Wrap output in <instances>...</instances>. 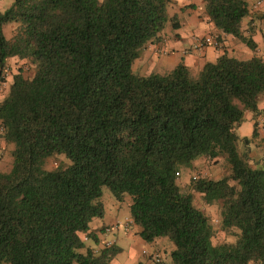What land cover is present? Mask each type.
I'll use <instances>...</instances> for the list:
<instances>
[{
	"label": "trees",
	"instance_id": "trees-1",
	"mask_svg": "<svg viewBox=\"0 0 264 264\" xmlns=\"http://www.w3.org/2000/svg\"><path fill=\"white\" fill-rule=\"evenodd\" d=\"M203 2L220 34L254 46L240 29L245 0ZM169 3L13 0L0 11V84L12 57L34 68L31 77L19 68L0 101V140L13 145L11 168L0 170V264H111L116 244L82 252L79 236L98 243L88 230L104 215L103 186L118 200L131 196L144 240L173 243L168 264H264V156L251 164L235 145L245 111L259 113L264 59L224 53L196 77L183 62L135 75L141 49L168 20L177 25ZM9 22L18 24L11 38ZM58 154L69 163L46 169ZM219 156L229 174L192 176L181 191V166ZM195 193L217 207L232 241H213Z\"/></svg>",
	"mask_w": 264,
	"mask_h": 264
},
{
	"label": "crops",
	"instance_id": "crops-1",
	"mask_svg": "<svg viewBox=\"0 0 264 264\" xmlns=\"http://www.w3.org/2000/svg\"><path fill=\"white\" fill-rule=\"evenodd\" d=\"M12 1L13 0H0V11L9 7ZM257 1H261V4L258 8H254L253 6ZM255 3H252L249 8L250 13L242 19L240 28L242 35L253 42L254 46L250 47L239 38L232 35L220 34L214 27L213 23L209 20L208 16H203L202 13H199H205L203 0H170L168 14L174 17V21L177 23V25L174 26L172 24L174 35L167 36L165 33L161 32L160 37L157 40L148 42L145 45V49L143 48L144 50H142L141 54L135 60L137 63L142 60L148 65L149 71L166 74V68H170L169 66L173 65L176 66L180 62H183L188 69L199 72L206 62H214L224 53L238 59H249L253 56H258L264 59V0H256ZM179 14H181V18L178 17ZM13 34L14 31L12 30L10 37L7 38H11ZM205 36H210L213 40H216L217 43H210L197 47L196 40ZM160 55H164V57L160 58ZM14 61H19L20 63L25 62L24 60H19L15 57L10 58L8 60V69L5 79L11 78L10 63ZM10 82H8V85ZM2 84L3 83L0 84V101L3 99L7 91V88H2ZM5 84H7V82ZM258 109L259 113L257 115L246 110L244 113V120L236 128L240 138L246 139L253 137V140L251 139L246 142L247 144L251 143L255 145L253 150H249L250 158L248 159L252 164L256 163L264 156V96L260 101L258 100ZM254 130L256 136H252ZM0 146L2 150L5 151L6 149L8 152H11L13 149L12 144H6L1 140ZM204 159L205 158H200L193 163L197 164ZM103 206L104 215L100 220L99 218H93L89 223L88 231L93 232L98 238V243L94 241V245L86 247L91 248L93 251L103 247L104 235L106 232L110 231V228L108 227L109 223L104 222L106 211L104 203ZM130 222H132L131 219ZM117 223L118 222L114 223L116 227H118ZM82 236L88 237L86 232H84ZM82 236H80L81 239ZM105 241H111L113 244H116L117 242L113 240ZM167 246L169 251L173 249L171 242H167ZM86 248L84 247L81 251L84 252ZM121 251L122 248H120L114 258H116ZM155 253L159 254V249H157ZM114 258L111 261V264L114 261ZM127 264L134 263L130 261Z\"/></svg>",
	"mask_w": 264,
	"mask_h": 264
},
{
	"label": "rangeland",
	"instance_id": "rangeland-1",
	"mask_svg": "<svg viewBox=\"0 0 264 264\" xmlns=\"http://www.w3.org/2000/svg\"><path fill=\"white\" fill-rule=\"evenodd\" d=\"M248 8L251 7L252 3H255L256 0H245ZM202 13L203 16H206V13ZM179 18H181V14L178 15ZM16 22H9L4 26V32L6 37H10L11 31L15 30L17 27ZM165 33L167 36H173L174 35V28L172 27V22L168 20L163 30L161 31ZM144 48V47H143ZM141 49L142 50L144 49ZM140 52V54H141ZM160 58H163L164 55H160ZM132 72L135 75L145 76L152 71H149L148 65L145 64L142 60L137 61L135 60L134 63H132ZM170 68H166V73H169L175 66H169ZM19 68H22V71L25 76L31 77L34 73V68L28 63H20L17 62H11L10 63V75L11 78L4 79L2 88L8 87V82L12 80V75L16 72H18ZM191 77H196L198 75V71L190 70ZM7 82V84H5ZM5 90V89H4ZM264 96V93L260 94L258 97V100L260 101L261 98ZM236 131V130H235ZM237 134V140H236V150L237 152L244 156L246 155L248 158H250V149L253 150L255 145L249 143L247 144V141L253 140V137L250 138H240L238 135L239 133L236 131ZM249 151V152H248ZM205 158V157H199L196 160ZM194 160V161H196ZM247 160V159H246ZM193 161V162H194ZM249 161V160H248ZM62 163H69L68 159L63 154L55 155L47 160L44 167L46 169H52L56 167L57 165ZM192 162L191 165H183L180 167V174L177 179L178 186L180 187L181 191L187 192L189 191L188 182L190 181V178L192 176H200L210 179H219L227 174H229L230 169L229 165L225 159L224 156H219L216 161H211L207 158H205L202 162H199L197 164H194ZM250 162V161H249ZM251 163V162H250ZM252 164V163H251ZM12 166V156L10 152L2 150L0 148V170L1 171H8ZM100 200L102 203H104L106 211L104 216V222L109 223L110 231L106 232L104 235L103 241L105 240H113L117 241L116 244L122 248V251L117 255L116 258H114V261L112 264H127L130 261L132 263L137 262H143L144 264H162L166 263L168 264L171 261L170 258V252L167 246V242L169 239L166 237L162 238H156L153 241H146L144 240L140 234V227L132 222H130V204H131V196L129 194H125L122 200L116 199L109 188L107 186L102 187V196L100 197ZM195 205L202 209L204 213L208 216L210 222L216 227V234L213 238V241L216 243L223 242V241H232L233 237L226 235L223 231L219 229V222H218V210L217 207L214 205H205L202 203L200 194L195 193ZM99 218V217H96ZM100 220V218H99ZM117 223V226L114 223ZM125 226V228H124ZM84 232H80V236H82ZM82 240L84 242V247H89L91 245H94L95 242L93 239L89 237H83ZM172 246L173 243L171 242ZM174 247V246H173ZM159 249V256H160V263L155 261L150 256L155 253V251ZM2 264H7L6 262H2ZM73 264H77L74 262Z\"/></svg>",
	"mask_w": 264,
	"mask_h": 264
},
{
	"label": "built area",
	"instance_id": "built-area-1",
	"mask_svg": "<svg viewBox=\"0 0 264 264\" xmlns=\"http://www.w3.org/2000/svg\"><path fill=\"white\" fill-rule=\"evenodd\" d=\"M261 4V1H257L255 4H254V8H258V6ZM196 42H197V44H196V46L197 47H201V46H203V45H207V44H210V43H217L216 42V40H213L210 36H205V37H202V38H198L197 40H196ZM107 231V230H106ZM112 243H111V241H104L103 242V247H106V246H110ZM97 251V250H96ZM152 256V258L155 260V261H159V259H160V256H159V254L158 253H154V254H152L151 255Z\"/></svg>",
	"mask_w": 264,
	"mask_h": 264
}]
</instances>
